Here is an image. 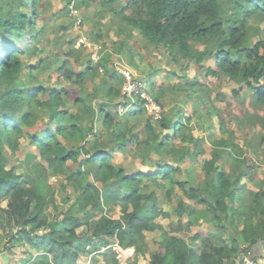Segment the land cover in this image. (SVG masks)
Segmentation results:
<instances>
[{
    "label": "trees",
    "instance_id": "16d2710c",
    "mask_svg": "<svg viewBox=\"0 0 264 264\" xmlns=\"http://www.w3.org/2000/svg\"><path fill=\"white\" fill-rule=\"evenodd\" d=\"M44 1L9 0L6 6L0 2V201L7 200V205L0 210L3 213L2 218L0 213V220L3 219L1 222L4 228H19L18 233L23 234L37 248L41 247V240H37L38 237L35 240L30 232L49 225L50 236L52 234L58 239L61 249L53 253L55 264H75L78 248L84 250L85 243L92 239L95 240L92 243L95 249H99L101 245L107 248L104 262L117 264V251L113 248V240L121 248L136 244L141 231L152 229L153 218L160 214L156 209L154 193L140 192V182L152 176L156 178L157 175L171 179V173L177 169L165 164L153 174L126 171L112 164L113 154L125 152L130 144L137 143L141 147H148V151L155 156L173 153L170 157L172 160L178 157L199 160L204 151L200 148L204 135L195 136L189 123L196 116V127L202 126L201 120L204 117L210 118L209 109L213 106L205 104L203 115L194 110L196 106H191L192 113L188 117H184V111L179 106L171 114L177 116L176 119L165 115L156 123L146 122L143 127L144 134L140 137L134 134V125L128 122H125L123 131L109 130L115 126L113 109L116 113L120 103V91L113 85L109 86L107 80L114 83L120 77L116 71L106 66L104 72L107 79L102 80L105 100L98 106L92 104V98L78 87L71 89L67 85H60L47 91L45 88L22 82L21 73L25 67L19 56L26 51L31 54V48L28 50L26 47L33 42L31 38L25 39L24 34L27 30H31L29 34H33L35 17L40 14ZM79 1L87 4L96 0ZM129 2L134 9L132 17L123 11L120 17L151 45L163 48L176 63L180 59H191L199 65L205 57L213 56L216 69L204 65L200 66L201 69L211 77L224 74L229 80L242 83L251 92L255 104L264 107V38L251 42L248 34L249 18H264V0ZM34 37L35 35L32 36ZM21 39H24L23 45H19ZM196 44L210 45L203 50H197L194 48ZM43 61L42 59L39 62V66ZM89 63L91 61L87 62L86 72L93 75L95 71L89 67ZM69 67L66 61H62L58 70L65 79L81 85L84 71L73 72ZM32 70L33 67L30 68ZM153 88L154 86L151 89ZM178 89L187 91L189 97L197 98L208 90L197 81L186 82ZM165 90L162 87L154 93V99L160 106L164 104ZM134 101L136 109L126 111L128 117L132 118L136 112L145 111L143 99L137 98ZM70 107L76 108L73 113H70ZM36 110L47 115L49 122H44L42 128L33 133L24 128L32 127L40 118V114L34 112ZM83 119L88 120L85 126L82 124ZM98 120L101 121L103 131H96ZM223 125L220 122L221 128ZM157 126L160 128L158 133L155 131ZM255 127H260V131H254L255 134L244 142L250 151L247 155L241 154L231 135L228 138L208 136L212 151L211 157L202 161L205 176L201 186L206 198H200L197 194L196 187H200V184L189 189L188 196L193 202L206 205L215 232L218 233L217 239L213 234L207 235L198 227L197 222L189 221L184 228H196L189 239L185 241L180 236L164 232L158 248L148 255L149 264H224L225 259L231 264H245L243 257L254 259V264H264L261 262V257L264 256V180L253 179L256 189L249 188L243 182L244 178L255 173L258 162L264 161V116L251 127V131ZM25 134L36 148L40 161H34L37 156L33 152H26L23 161L27 164V171L17 173L14 167L7 168L8 156L5 148H9L14 154L18 150L20 138ZM90 135H94L93 140L86 146ZM104 135L107 136V141H98ZM174 138H179L184 146L172 152L175 149L171 147L170 141ZM65 140L82 144L68 149L63 143ZM224 152L232 158L228 170L219 164ZM72 164H76V167ZM33 166L39 168V175L46 166L53 175L63 176L74 190H81L79 200L80 208L87 215L85 222H81L68 211L61 221L46 223L43 215L46 199L37 192L34 184L36 178L30 174ZM86 166L92 171H84ZM89 176L92 181L88 179ZM95 181L101 182V190L95 185ZM153 182L156 183L155 180ZM178 185L183 190L184 182H179ZM144 200L152 202L150 209L143 204ZM113 201L120 204L119 219L102 214L95 215V219L88 221L93 216L92 213L88 214V205L94 211H101L104 204ZM183 206L184 203L179 204L177 215L182 216L187 210L190 214L196 212V209L191 210L189 203L184 208ZM83 223L92 228V237L86 236L79 240L77 229ZM27 225L30 229L25 228ZM20 235L15 237L11 234L10 238H20ZM72 240H77L76 248L70 245ZM137 249L148 251L144 246Z\"/></svg>",
    "mask_w": 264,
    "mask_h": 264
},
{
    "label": "rangeland",
    "instance_id": "374dc122",
    "mask_svg": "<svg viewBox=\"0 0 264 264\" xmlns=\"http://www.w3.org/2000/svg\"><path fill=\"white\" fill-rule=\"evenodd\" d=\"M9 0H0L1 4H7ZM130 0H112V2H88L82 4L79 0H45L40 9V14L35 17L33 34H29L31 30H27L24 34L25 39H33V42L26 48H31L32 53H22L19 56L24 62V70L21 73V81L35 87H42L49 91L52 88L60 85H67L71 89L80 88L81 91L92 98V104H98L105 100L102 93V80L107 79L104 72V66L117 72L118 78L114 83L107 80L109 86H114L120 91L118 101H120L116 113L113 109L115 118V126L109 130L123 131L125 122L134 125L132 131L134 134L143 136V127L146 122L156 123L161 117L169 116L181 106L184 111V117H188L192 113L191 106H196L195 111L200 115L204 114V105H212L210 108V118L204 117L202 126L196 127L197 117L194 116L190 121V127L193 128L195 136L204 135V139L200 143V148L204 150L199 160L196 158L182 159L180 157L172 160L170 157L173 153L155 156L150 153L149 148H144L137 143L130 144L125 152L114 153L111 159L112 164L117 168H123L126 171H140L147 174L158 172L159 169L169 164L176 172L171 173V179L157 175L149 179H143L140 182V192L154 193L156 209L160 212L153 218V228L149 230L143 229L136 244L126 248L119 249L116 247L117 242L113 240V248L117 251V264H149L148 255L153 253L161 240L163 233L168 235L180 236L187 241L189 236L196 231V228L186 230L184 227L189 221L197 222L198 227L203 229L207 235L213 234L217 239L218 233L215 232L214 223L211 220V214L207 211L206 205L198 204L192 201L188 196L190 187L195 185L200 187L197 194L200 198H206L201 186L204 184V169L203 160L211 157V142L208 136L215 138L225 137L230 135L234 138L233 141L240 148L242 155L250 154L249 149L244 142L250 138L255 132L260 131V127H255L251 131V127L258 122V119L264 116V107H258L253 101L251 92L242 83H237L229 80L226 75L211 77L207 75L204 69L200 66L216 69L213 56H207L201 64H197L191 59H180L177 63L173 62L164 51L163 48H155L144 37H142L136 29L132 28L126 20L120 17L121 11L128 13L132 17L134 9L131 6ZM128 5L126 8L123 6ZM23 10V8H21ZM249 39L251 42H256L264 38V18L253 16L249 18ZM35 35L34 38L32 36ZM24 44V39H21L19 45ZM210 45V44H209ZM207 44H196L197 50H203ZM44 60L39 66V62ZM62 61H66L70 66V71H84L83 83L77 85L75 81L65 79L59 72V67ZM89 67L95 71V74L86 72L87 62ZM36 66V67H35ZM33 70L30 71V68ZM125 77L144 80L145 86L148 89L149 98L154 99V93L164 87L165 100L162 111H156L149 102L145 111L136 112L135 116L128 117L127 110L136 109V101L125 99L123 96V86L126 83ZM74 78V77H73ZM20 81V83H22ZM122 81V83H121ZM189 81H197L199 85L206 86L208 90L202 93L199 98L189 97L187 91H181L180 88L184 83ZM152 86H154L153 89ZM150 87V88H149ZM161 87V88H160ZM237 91V93L235 92ZM150 93V94H149ZM207 95V96H206ZM120 99V100H119ZM152 99V98H151ZM68 106L69 103H67ZM183 107V108H182ZM70 113H73L76 108L70 107ZM40 114L32 127H25L31 132L37 133L38 129L42 128L44 122L48 123V116L41 113L39 110L34 111ZM160 116H159V115ZM159 116V117H158ZM173 116L176 119L177 116ZM88 120L83 119L82 124L85 126ZM220 122H223V128L220 127ZM245 125V126H244ZM249 125V126H248ZM101 121L96 122V131H103ZM156 133L160 131L159 126L155 128ZM255 131V132H254ZM94 136V135H93ZM93 136H89L88 142L91 143ZM62 140V138H60ZM107 141V136L104 135L98 139ZM68 149L76 148L81 142L72 140L63 141ZM173 150L176 151L184 146L179 138H174L170 141ZM264 147V144H263ZM109 149V147H105ZM26 152H33L37 156V150L33 147L27 138L26 134L20 138L18 150L12 154L9 148H5V153L8 156L7 168L14 167L17 173L26 172V162L23 161V156ZM177 154V152H175ZM224 155L219 160V164L225 170H228L232 163V158ZM34 161H40V157L34 158ZM260 165V167H259ZM76 167V164H72ZM84 171L91 172L89 166L84 167ZM39 168L32 167L30 174L36 180L34 184L38 189V193L45 196L46 205L43 207V215L46 218V223L51 221H61L65 213L68 211L79 218L81 222H85V210L80 208L81 190L75 189L66 182L63 176L53 175L51 170L45 166L43 173L39 175ZM264 180V161L258 162V167L254 174L248 175L243 179V182L249 188L256 189L257 186L253 179ZM92 181V178H88ZM156 181L153 182V181ZM179 182H184L183 190L178 185ZM85 185V184H84ZM83 185V186H84ZM95 185L101 190L103 185L99 181H95ZM200 188V189H199ZM102 200V199H101ZM180 203L191 204V210L196 209V212L190 214L189 210L185 211L182 216L177 215L176 209ZM143 204L150 209L152 202L145 201ZM7 205V200L0 201V210ZM184 206L182 208H184ZM89 213L93 216L88 219L89 222L95 219V215H108L113 219L120 217V204L113 201L110 204H104L101 211L92 210L88 205ZM1 218L3 213L0 212ZM166 213V214H164ZM3 220V219H1ZM0 220V260L10 259L11 264H50L54 263L53 253L61 251L59 248L58 239L51 234L50 226L46 225L38 230L31 231L30 234L41 240V247L32 246L23 234L18 233L16 226L9 229L3 227ZM3 227V228H2ZM30 229V226H25ZM85 229V230H84ZM30 231V230H29ZM81 231V232H80ZM79 232V240L86 236L92 237V228L83 223ZM13 234L15 237L20 235V238H10ZM104 237V235H102ZM53 238L55 241H53ZM50 240V241H49ZM94 239L85 243V249L78 248V258L75 264H106L104 262V252L107 250L105 246H100L95 249L92 245ZM77 240H72L70 245L74 248ZM144 246L145 250H138L137 247ZM85 251V252H84ZM198 251V250H197ZM238 255H240L238 253ZM8 257V258H6ZM224 264H231L230 261L224 260ZM55 264V263H54ZM66 264V263H56ZM246 264H250L247 263Z\"/></svg>",
    "mask_w": 264,
    "mask_h": 264
},
{
    "label": "built area",
    "instance_id": "2783aa9c",
    "mask_svg": "<svg viewBox=\"0 0 264 264\" xmlns=\"http://www.w3.org/2000/svg\"><path fill=\"white\" fill-rule=\"evenodd\" d=\"M125 80H126V83H124L123 93H122L125 99H128V100H136L137 98L143 99L145 109H146V106H148V104L150 102L152 107L156 111L159 110V114H160V112L162 111V108L159 104H157L156 100L153 99L152 96H151V98H152L151 99L146 94L149 91H148L147 87L145 86L144 80H142L141 78L137 80V79H133L131 77H127V78L125 77ZM116 247H118L119 249H122L119 245H116ZM243 259L245 261V264H246V262L250 263V264H254V262H255L254 259L249 258V257H243ZM261 262H264V256L261 257ZM50 264H54V263H50Z\"/></svg>",
    "mask_w": 264,
    "mask_h": 264
},
{
    "label": "crops",
    "instance_id": "0c3cea01",
    "mask_svg": "<svg viewBox=\"0 0 264 264\" xmlns=\"http://www.w3.org/2000/svg\"><path fill=\"white\" fill-rule=\"evenodd\" d=\"M6 258H8V257H6ZM20 258H22V257H20ZM20 258H19V259H20ZM19 259H18V263L21 264V263L19 262ZM7 261H8V262H6V264H11V263H10V262H11L10 259H7ZM4 262H5V259H4V260H0V264H4Z\"/></svg>",
    "mask_w": 264,
    "mask_h": 264
}]
</instances>
